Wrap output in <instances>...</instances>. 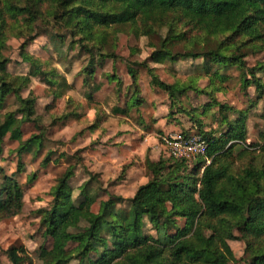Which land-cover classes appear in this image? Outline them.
Listing matches in <instances>:
<instances>
[{
	"label": "trees",
	"instance_id": "trees-1",
	"mask_svg": "<svg viewBox=\"0 0 264 264\" xmlns=\"http://www.w3.org/2000/svg\"><path fill=\"white\" fill-rule=\"evenodd\" d=\"M42 34L60 44L70 40L71 50L78 48L89 57L82 72L91 103L101 89L96 66L123 60L117 53L119 35L145 38L149 57L141 63L129 62L132 83L128 90L133 96L113 113L128 114L143 104L138 82L140 69H145L151 83L167 93L172 107L188 92L205 95L211 106L220 108L227 127L219 134L205 132L196 120V134L208 145L210 164L203 157L192 162L173 157L148 159L151 179L132 198L108 192V199L101 201L97 213L80 229L77 198L84 199L83 210L89 212L100 190L106 189L96 188L98 176L89 173L76 198L71 180L81 161L71 164L51 189L50 207L40 212L44 236L54 244V253L44 264H232L236 259L231 241L245 245L242 262L264 264V131L260 143L248 144L247 113L216 98L227 79L220 71L232 68L240 70L245 94L253 88L258 98L264 96V79L259 77H264V60L253 68L247 65L250 56L264 54V0H0V155L8 136L18 142V171L23 168L22 154L38 155L45 149L46 133L37 118L38 99L32 91L23 97L33 79L48 88L52 109L73 90L56 69H46L27 51ZM11 39L22 41L20 57L29 67L25 75L8 69ZM131 50L141 52L138 45ZM187 60H201L204 67H196L185 82L166 84L151 67ZM109 78L120 92L121 79L116 74ZM203 79L208 80L204 89L199 87ZM10 97L15 99L12 104L7 103ZM96 109L97 118L89 128L92 132L106 121L102 110ZM32 123L41 133L22 140L23 126ZM52 156V152L47 154L44 167ZM0 178L2 221L22 213L24 190L2 168ZM149 225L162 231L160 238L146 231ZM7 257L12 264H34L24 247L12 249Z\"/></svg>",
	"mask_w": 264,
	"mask_h": 264
},
{
	"label": "rangeland",
	"instance_id": "rangeland-1",
	"mask_svg": "<svg viewBox=\"0 0 264 264\" xmlns=\"http://www.w3.org/2000/svg\"><path fill=\"white\" fill-rule=\"evenodd\" d=\"M70 40L64 44L57 42L49 34H42L27 49L40 59L48 70L54 68L65 77L73 90L58 100L53 107V99L45 84L33 79L29 91L23 94L27 97L30 91L37 97L38 124L45 131V149L38 155L22 154V170L18 171L20 156L17 154L18 142L11 141L9 136L3 145L0 155V168L5 175L15 176L24 190V208L16 217L0 221V264H12L7 253L12 249H24L33 259L34 264H44L54 253V244L44 236L41 223V211L50 207L52 202L51 189L57 180L65 173L71 164L81 161L71 180L75 197H79L78 187L89 180V173L96 174L94 183L100 190L98 202L89 212L83 210L85 201L77 198L76 204L81 209L77 214L80 227L88 225L89 220L99 210L102 200L108 199L107 193L132 198L136 190L151 179V173L146 166L147 160L158 161L169 157L161 138L164 135L176 133H198L196 120L203 126L205 132L223 133L226 124L222 123L223 114L218 106H211L212 101L205 95L188 92L180 97L172 107L171 99L163 90L151 83L145 69H140L139 87L143 104L130 110L128 114H114L115 107L126 105V100L133 96L128 88L132 81L129 77V62H143L150 54L147 40L126 34L119 35L117 53L120 57L115 64L108 61L104 66H96V82L101 86L96 94L95 102L86 98L89 88L84 85L83 69L88 65L89 57L80 53L78 48L71 50ZM7 54L11 58L9 71L16 75L29 72L28 65L22 63L20 57L21 40L9 41ZM138 45L141 52H132L131 47ZM264 60V54L247 58L249 68L255 67ZM48 64V65H47ZM155 74L166 84L177 81L185 82L195 72L196 67H204L201 60L167 62L164 65L151 64ZM227 79L223 81V91L216 95L217 100L236 111L247 113V143L261 142L264 131V96L258 98L251 88L245 94L241 90V72L236 68L221 70ZM116 74L123 82L121 91L117 93L116 82H110L109 76ZM260 78L264 79L262 75ZM208 80L199 81V87L204 89ZM15 101L10 97L7 103ZM97 107L104 113L106 121L100 129L92 132L89 128L95 123ZM188 111L186 113L183 110ZM192 114V115H191ZM196 115L197 119L195 116ZM236 116H232L235 119ZM35 124L23 126L22 140L33 134H40ZM49 152L53 153L51 162L44 167L43 163ZM34 178L32 181L31 178ZM100 181V182H99ZM3 184L0 178V187ZM95 188V189H96ZM146 231L154 238H160L162 231H155L147 226ZM235 257L232 264H245L241 261L245 245L239 241L229 242ZM70 264H78L71 262Z\"/></svg>",
	"mask_w": 264,
	"mask_h": 264
},
{
	"label": "built area",
	"instance_id": "built-area-1",
	"mask_svg": "<svg viewBox=\"0 0 264 264\" xmlns=\"http://www.w3.org/2000/svg\"><path fill=\"white\" fill-rule=\"evenodd\" d=\"M161 140L169 157L186 159L189 162L203 157L206 165L210 164V159L206 156L208 145L201 135L176 133L164 135Z\"/></svg>",
	"mask_w": 264,
	"mask_h": 264
}]
</instances>
